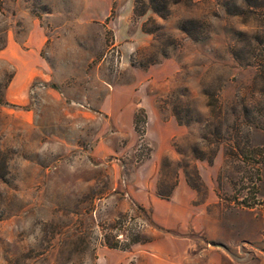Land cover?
Here are the masks:
<instances>
[{"label":"rangeland","instance_id":"obj_1","mask_svg":"<svg viewBox=\"0 0 264 264\" xmlns=\"http://www.w3.org/2000/svg\"><path fill=\"white\" fill-rule=\"evenodd\" d=\"M134 1L0 0V264H135L179 182L264 255V0Z\"/></svg>","mask_w":264,"mask_h":264},{"label":"crops","instance_id":"obj_2","mask_svg":"<svg viewBox=\"0 0 264 264\" xmlns=\"http://www.w3.org/2000/svg\"><path fill=\"white\" fill-rule=\"evenodd\" d=\"M34 74L38 75V72ZM184 187L179 182L167 200L171 203L165 223L168 229L161 236L156 235L139 244V250L134 251L135 264H264V255L254 254L253 257L251 253L240 251L239 241L253 240L250 223H246L243 216L231 219L248 226L243 228L241 238L232 239L225 228L229 227L230 219L219 220L213 212L212 204L217 203L215 199L193 203L191 192H187L186 198L174 199L178 189L185 194Z\"/></svg>","mask_w":264,"mask_h":264},{"label":"trees","instance_id":"obj_3","mask_svg":"<svg viewBox=\"0 0 264 264\" xmlns=\"http://www.w3.org/2000/svg\"><path fill=\"white\" fill-rule=\"evenodd\" d=\"M146 1H147L146 5H144L143 2L139 1L140 9L137 10L136 7L134 6L133 7V13L135 12L137 14H141L144 9L148 8V9L152 10L153 12L157 13L160 16L163 15V11L158 6H156V0H146ZM134 2L136 3V0ZM188 23H192V22L189 21ZM186 28H188V27H186ZM186 28L182 24L179 25V29H181V30H183L185 32H186ZM189 185H191V184H189ZM191 187L195 188L192 185H191ZM156 189H157L156 192H155L156 196H158L159 198L168 199L169 196H170V192L172 190V186H170V188H168V190L165 193H160L158 191V187H156ZM135 242H138V240H135ZM133 243H134V241H133Z\"/></svg>","mask_w":264,"mask_h":264}]
</instances>
